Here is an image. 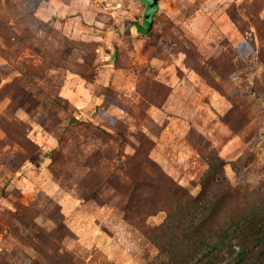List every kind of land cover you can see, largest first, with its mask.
Here are the masks:
<instances>
[{
    "label": "rangeland",
    "instance_id": "374dc122",
    "mask_svg": "<svg viewBox=\"0 0 264 264\" xmlns=\"http://www.w3.org/2000/svg\"><path fill=\"white\" fill-rule=\"evenodd\" d=\"M203 185L264 204V0H0V264L155 262Z\"/></svg>",
    "mask_w": 264,
    "mask_h": 264
},
{
    "label": "trees",
    "instance_id": "16d2710c",
    "mask_svg": "<svg viewBox=\"0 0 264 264\" xmlns=\"http://www.w3.org/2000/svg\"><path fill=\"white\" fill-rule=\"evenodd\" d=\"M150 23L144 18L136 29L146 33ZM222 165L216 158L201 181L211 179L223 186L224 174L212 172ZM166 186L173 196L186 197L172 182ZM224 193L206 192L203 185L201 195L167 208L166 218L151 237L158 248L157 260L147 264H264V204L234 216L224 210Z\"/></svg>",
    "mask_w": 264,
    "mask_h": 264
},
{
    "label": "water",
    "instance_id": "95a60500",
    "mask_svg": "<svg viewBox=\"0 0 264 264\" xmlns=\"http://www.w3.org/2000/svg\"><path fill=\"white\" fill-rule=\"evenodd\" d=\"M148 1V8L153 10L155 8V6L157 5V1L158 0H146ZM145 18L148 19L150 21V16L149 15H145Z\"/></svg>",
    "mask_w": 264,
    "mask_h": 264
},
{
    "label": "flooded vegetation",
    "instance_id": "af4514ba",
    "mask_svg": "<svg viewBox=\"0 0 264 264\" xmlns=\"http://www.w3.org/2000/svg\"><path fill=\"white\" fill-rule=\"evenodd\" d=\"M146 2H147V5H148V1H146ZM148 10L150 11L151 9L148 8Z\"/></svg>",
    "mask_w": 264,
    "mask_h": 264
}]
</instances>
